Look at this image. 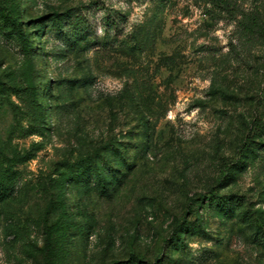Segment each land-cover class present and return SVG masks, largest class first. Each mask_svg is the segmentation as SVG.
Segmentation results:
<instances>
[{"label":"rangeland","instance_id":"374dc122","mask_svg":"<svg viewBox=\"0 0 264 264\" xmlns=\"http://www.w3.org/2000/svg\"><path fill=\"white\" fill-rule=\"evenodd\" d=\"M0 8V264H264V0Z\"/></svg>","mask_w":264,"mask_h":264},{"label":"trees","instance_id":"16d2710c","mask_svg":"<svg viewBox=\"0 0 264 264\" xmlns=\"http://www.w3.org/2000/svg\"><path fill=\"white\" fill-rule=\"evenodd\" d=\"M0 11L3 13L5 18H8L10 20L12 28L15 29L16 32L19 34V27H18V23H17V20L15 19V17H12L11 14L9 12L5 11L4 8H0Z\"/></svg>","mask_w":264,"mask_h":264}]
</instances>
